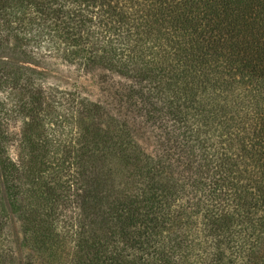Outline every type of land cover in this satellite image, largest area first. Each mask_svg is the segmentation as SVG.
<instances>
[{
  "label": "trees",
  "instance_id": "16d2710c",
  "mask_svg": "<svg viewBox=\"0 0 264 264\" xmlns=\"http://www.w3.org/2000/svg\"><path fill=\"white\" fill-rule=\"evenodd\" d=\"M10 215L25 264H264V0H0V264Z\"/></svg>",
  "mask_w": 264,
  "mask_h": 264
},
{
  "label": "rangeland",
  "instance_id": "374dc122",
  "mask_svg": "<svg viewBox=\"0 0 264 264\" xmlns=\"http://www.w3.org/2000/svg\"><path fill=\"white\" fill-rule=\"evenodd\" d=\"M44 71L47 74L49 84L59 85L67 89H78L90 99L101 102L110 109L119 108L114 95L115 89L120 85L128 83V80L117 75H109L107 78L108 82L104 83L102 82V77H106L107 75L104 71L94 70L92 72H85L76 66L61 63H51L46 66ZM135 122L133 131L136 139L145 149L151 151L154 147V136L142 124L141 118L135 119ZM6 233L9 245L15 251L14 264H25L28 250L22 243L21 225L15 215H10Z\"/></svg>",
  "mask_w": 264,
  "mask_h": 264
}]
</instances>
